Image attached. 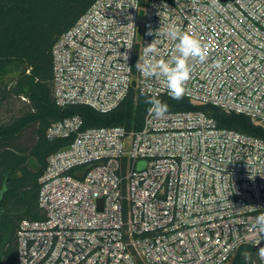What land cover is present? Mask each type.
Here are the masks:
<instances>
[{
    "label": "built area",
    "instance_id": "built-area-1",
    "mask_svg": "<svg viewBox=\"0 0 264 264\" xmlns=\"http://www.w3.org/2000/svg\"><path fill=\"white\" fill-rule=\"evenodd\" d=\"M172 27L206 57L188 59L183 98L264 129V0H96L53 47L56 105L109 113L132 88L170 98L165 78L144 77L134 54L143 63L156 39V59L179 58ZM46 134L72 141L48 158L45 218L21 222L19 264H229L244 245L264 247L254 223L264 213V138L200 110L147 114L133 131L84 129L74 115Z\"/></svg>",
    "mask_w": 264,
    "mask_h": 264
},
{
    "label": "trees",
    "instance_id": "trees-1",
    "mask_svg": "<svg viewBox=\"0 0 264 264\" xmlns=\"http://www.w3.org/2000/svg\"><path fill=\"white\" fill-rule=\"evenodd\" d=\"M96 0H0V108L20 103L18 114L0 123V264H19L17 232L22 221L45 218L39 206L40 183L50 155L67 146L69 139H50L52 123L79 115L84 129L123 126L142 128L149 96L132 88L112 112L87 106L58 107L54 99L53 55L56 41L86 13ZM134 54V66L138 62ZM23 97L26 100H23ZM169 112L200 110L222 128L264 138V129L244 115L227 113L213 105L160 97ZM33 129L31 138L25 133ZM34 159L38 167H29ZM124 175V171H122ZM126 190V181L123 182ZM127 209L128 202L125 201ZM251 252L248 264H259L257 249L242 246L229 264H244L240 253Z\"/></svg>",
    "mask_w": 264,
    "mask_h": 264
},
{
    "label": "clouds",
    "instance_id": "clouds-1",
    "mask_svg": "<svg viewBox=\"0 0 264 264\" xmlns=\"http://www.w3.org/2000/svg\"><path fill=\"white\" fill-rule=\"evenodd\" d=\"M128 19L131 20L132 18L128 17ZM129 25L134 24L129 23ZM154 34L151 26H149L147 35ZM167 35L172 40L178 39L179 42L176 47L180 53V57L175 58L171 62L156 59V55H158V41L155 39L152 43L144 47L143 63H141L142 58L140 57L135 67L144 77H164L169 97L179 101L184 97L186 91L185 86L191 78V68L187 63L188 59L192 58L203 62L206 57L201 42L194 36L188 34L181 35L174 27L169 28ZM149 54H154L151 59L147 58ZM123 59L125 61L128 59L126 53L123 54ZM146 103L150 105L147 109L148 115L156 119L163 118L169 111V105L159 99L148 98ZM254 223L258 228V232L264 234V213L254 217ZM240 255L244 260V264H248L251 259V252L245 249ZM257 256L261 262H264V247L258 248Z\"/></svg>",
    "mask_w": 264,
    "mask_h": 264
},
{
    "label": "rangeland",
    "instance_id": "rangeland-1",
    "mask_svg": "<svg viewBox=\"0 0 264 264\" xmlns=\"http://www.w3.org/2000/svg\"><path fill=\"white\" fill-rule=\"evenodd\" d=\"M20 108V103L14 102L12 106H4L0 108V123H6L9 122L11 119H13L18 114V109ZM33 134V129L27 131L25 133V138H31ZM29 167L33 170H37L38 167L36 165V162L34 159L30 160Z\"/></svg>",
    "mask_w": 264,
    "mask_h": 264
},
{
    "label": "water",
    "instance_id": "water-1",
    "mask_svg": "<svg viewBox=\"0 0 264 264\" xmlns=\"http://www.w3.org/2000/svg\"><path fill=\"white\" fill-rule=\"evenodd\" d=\"M0 206H1V202H0ZM259 247H261V246H259ZM259 247H257L256 249L258 250Z\"/></svg>",
    "mask_w": 264,
    "mask_h": 264
}]
</instances>
